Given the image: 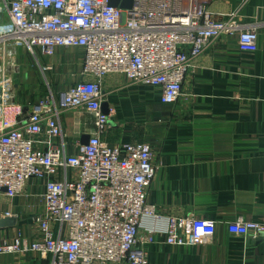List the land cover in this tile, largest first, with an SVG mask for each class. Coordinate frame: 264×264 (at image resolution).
<instances>
[{
	"label": "built area",
	"instance_id": "obj_1",
	"mask_svg": "<svg viewBox=\"0 0 264 264\" xmlns=\"http://www.w3.org/2000/svg\"><path fill=\"white\" fill-rule=\"evenodd\" d=\"M110 1L0 0V196L22 195L31 179L44 182L42 209L31 219L40 238L30 244L20 234L0 240V254L35 253L47 264H148L146 246L155 241L158 223L169 246L201 245L215 233L212 221L160 215L147 202L158 171L153 149L102 141L113 113L101 112L102 81L121 75L129 84L157 89L162 104H175L184 96L192 60L211 42L236 35L240 51L254 52L256 30L233 16L217 19L200 0H132L129 9L120 7L124 0ZM69 48L83 53L80 80L29 108L21 105L20 53L53 57ZM65 110L94 118L93 135L73 155L65 152ZM42 138L59 145L42 152ZM144 220L152 228L141 240ZM228 231H264V218L238 219Z\"/></svg>",
	"mask_w": 264,
	"mask_h": 264
},
{
	"label": "crops",
	"instance_id": "obj_2",
	"mask_svg": "<svg viewBox=\"0 0 264 264\" xmlns=\"http://www.w3.org/2000/svg\"><path fill=\"white\" fill-rule=\"evenodd\" d=\"M200 1L217 19L233 16L240 26L254 28L257 50L240 51L236 35L214 40L192 60L184 96L171 105L161 103L155 88L108 75L102 81V103L113 113L101 139L109 147L148 144L153 149L158 171L147 202L158 214L215 223L212 238L197 246L165 244L158 223L155 241L146 246L148 264H264V235L258 239L260 232L228 231L238 219L261 223L264 218V0L242 6L237 0ZM60 121L65 152L73 155L78 143L93 135L94 118L65 110ZM58 145L56 138H42L37 149ZM43 194L44 182L31 179L22 195L0 196V222L15 220L14 226L0 227V240L20 234L30 244L40 238L31 219L42 209ZM151 228L152 222L144 220L139 238ZM47 263L35 253L0 254V264Z\"/></svg>",
	"mask_w": 264,
	"mask_h": 264
},
{
	"label": "rangeland",
	"instance_id": "obj_3",
	"mask_svg": "<svg viewBox=\"0 0 264 264\" xmlns=\"http://www.w3.org/2000/svg\"><path fill=\"white\" fill-rule=\"evenodd\" d=\"M81 52L80 48L58 49L53 57H45L40 52L33 57L21 52L16 91L18 101L23 105L37 103L49 91L57 93L66 90L71 85L67 81L76 83L82 66ZM48 66L52 67L51 71L42 70Z\"/></svg>",
	"mask_w": 264,
	"mask_h": 264
},
{
	"label": "water",
	"instance_id": "obj_4",
	"mask_svg": "<svg viewBox=\"0 0 264 264\" xmlns=\"http://www.w3.org/2000/svg\"><path fill=\"white\" fill-rule=\"evenodd\" d=\"M118 1L119 0H111L110 1V5L111 6H116L118 4ZM132 4H133V1L132 0H124L122 2V4L120 5V7L121 8L129 9V8L132 7ZM101 112L103 114H105V115L108 114V105H107V103H102L101 104ZM88 141H89V137H85L82 140V142H81L80 145H87ZM14 224H15V220H13V219H7V220H3V221L0 222V227H4V226H7V227L8 226H14ZM263 235H264V233L263 232H260V233H258L257 238L258 239H261L263 237Z\"/></svg>",
	"mask_w": 264,
	"mask_h": 264
}]
</instances>
